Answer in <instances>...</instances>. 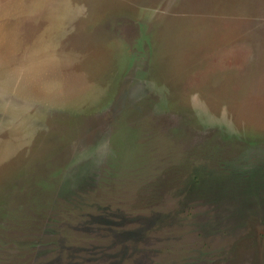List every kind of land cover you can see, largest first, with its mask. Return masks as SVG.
<instances>
[{
  "label": "rangeland",
  "instance_id": "1",
  "mask_svg": "<svg viewBox=\"0 0 264 264\" xmlns=\"http://www.w3.org/2000/svg\"><path fill=\"white\" fill-rule=\"evenodd\" d=\"M0 264H264V0H0Z\"/></svg>",
  "mask_w": 264,
  "mask_h": 264
}]
</instances>
